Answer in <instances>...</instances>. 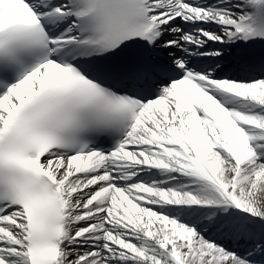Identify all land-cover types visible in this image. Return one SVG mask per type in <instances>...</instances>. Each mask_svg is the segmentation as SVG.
I'll use <instances>...</instances> for the list:
<instances>
[{
	"label": "snow or ice",
	"instance_id": "snow-or-ice-1",
	"mask_svg": "<svg viewBox=\"0 0 264 264\" xmlns=\"http://www.w3.org/2000/svg\"><path fill=\"white\" fill-rule=\"evenodd\" d=\"M0 264H264V0H0Z\"/></svg>",
	"mask_w": 264,
	"mask_h": 264
}]
</instances>
